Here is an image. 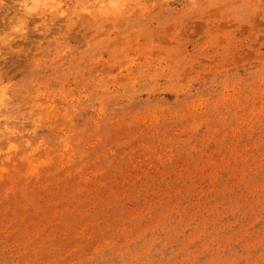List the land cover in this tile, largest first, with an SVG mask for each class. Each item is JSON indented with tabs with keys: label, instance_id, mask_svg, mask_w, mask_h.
I'll return each instance as SVG.
<instances>
[{
	"label": "rangeland",
	"instance_id": "rangeland-1",
	"mask_svg": "<svg viewBox=\"0 0 264 264\" xmlns=\"http://www.w3.org/2000/svg\"><path fill=\"white\" fill-rule=\"evenodd\" d=\"M0 264H264V0H0Z\"/></svg>",
	"mask_w": 264,
	"mask_h": 264
}]
</instances>
